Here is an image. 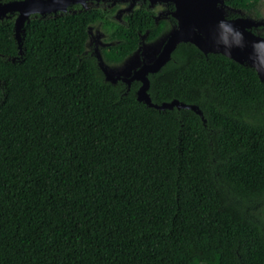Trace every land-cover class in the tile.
Returning <instances> with one entry per match:
<instances>
[{
	"label": "trees",
	"instance_id": "16d2710c",
	"mask_svg": "<svg viewBox=\"0 0 264 264\" xmlns=\"http://www.w3.org/2000/svg\"><path fill=\"white\" fill-rule=\"evenodd\" d=\"M261 1L236 7L257 19ZM143 2L114 28L118 61L156 30ZM16 19L0 20V264H264V80L250 64L181 43L148 93L197 109L158 110L85 52L101 9L33 14L20 43Z\"/></svg>",
	"mask_w": 264,
	"mask_h": 264
},
{
	"label": "water",
	"instance_id": "95a60500",
	"mask_svg": "<svg viewBox=\"0 0 264 264\" xmlns=\"http://www.w3.org/2000/svg\"><path fill=\"white\" fill-rule=\"evenodd\" d=\"M95 0H23L0 4V18L10 12H17L15 32L21 42L25 22L33 15L43 16L67 12L71 4L83 7ZM151 5L171 3L174 10L170 15L177 20V26L169 34L161 52L151 61L133 71L129 77L114 75L108 68H100L107 81L117 84L124 82L129 87L134 81L141 83L137 91L138 100L158 110L173 109L175 106L197 109L177 101L154 104L148 93L150 74L158 73L172 58L173 52L181 43H192L205 54H222L238 63L250 64L264 80V37L251 31L254 27L264 26V21H255L239 16L228 19L219 7L222 0H144ZM116 76V77H115ZM200 113V112H199Z\"/></svg>",
	"mask_w": 264,
	"mask_h": 264
},
{
	"label": "rangeland",
	"instance_id": "374dc122",
	"mask_svg": "<svg viewBox=\"0 0 264 264\" xmlns=\"http://www.w3.org/2000/svg\"><path fill=\"white\" fill-rule=\"evenodd\" d=\"M108 2L101 5L97 2L89 3L83 8L84 10L101 9L105 12L107 19V21H97L89 27L85 52L94 55L99 64H102L104 69L109 68L114 75L129 77L143 62H151L161 52L169 34L175 29L168 19L172 10L168 6L169 3L159 2L154 5L149 3L147 8L153 13L156 30L140 35L136 50L118 61L114 48L121 47L123 41L117 36L114 28L118 27L116 25H120L121 28L126 26V18L135 10L143 7L144 2L141 0ZM219 7L226 16L243 14L242 10L236 7V0H222ZM257 8L261 17L256 20L264 21V0L257 4Z\"/></svg>",
	"mask_w": 264,
	"mask_h": 264
},
{
	"label": "flooded vegetation",
	"instance_id": "af4514ba",
	"mask_svg": "<svg viewBox=\"0 0 264 264\" xmlns=\"http://www.w3.org/2000/svg\"><path fill=\"white\" fill-rule=\"evenodd\" d=\"M18 1H23V0H16V1H14V2H18ZM95 1H96L98 4H100V5H101L102 3H104V4L106 3V4H107V1L110 2V0H101V1H99V0H95ZM95 1H90V2H88L87 4H89V3H96ZM116 1H117V0H116ZM141 1L143 2L144 0H141ZM109 2H108V3H109ZM87 4H86V5H87ZM70 6H71V5H70ZM70 6L68 7L67 12L69 11ZM82 7H83V6H82ZM83 8H84V7H83ZM172 11H173V10H172ZM16 13H17V12H16ZM8 14H9V13H8ZM8 14H7V15H8ZM7 15H6V16H7ZM169 15H170V14H169ZM6 16H4V17H6ZM239 16H240V15H239ZM239 16H238V17H239ZM241 16H243V14H242ZM17 17H18V13H17ZM226 17H227L228 19H234V18H229L228 16H226ZM244 17H248V16H244ZM2 18H3V17H1L0 20H1ZM236 18H237V17H236ZM249 18L252 19V20L257 21L255 18H251V17H249ZM126 23H127V22H126ZM259 27H261V26H259ZM262 27H264V26H262ZM254 28H258V27H254Z\"/></svg>",
	"mask_w": 264,
	"mask_h": 264
}]
</instances>
